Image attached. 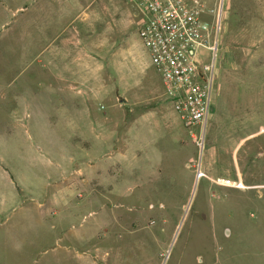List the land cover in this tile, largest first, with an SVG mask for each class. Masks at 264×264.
Segmentation results:
<instances>
[{"label":"rangeland","instance_id":"374dc122","mask_svg":"<svg viewBox=\"0 0 264 264\" xmlns=\"http://www.w3.org/2000/svg\"><path fill=\"white\" fill-rule=\"evenodd\" d=\"M103 1L94 26L121 81L70 122L35 77L34 0H0V264H264V131L245 138L264 128V0H202L205 20L221 16L216 52L196 53L216 109L202 150L163 94L139 10Z\"/></svg>","mask_w":264,"mask_h":264},{"label":"crops","instance_id":"0c3cea01","mask_svg":"<svg viewBox=\"0 0 264 264\" xmlns=\"http://www.w3.org/2000/svg\"><path fill=\"white\" fill-rule=\"evenodd\" d=\"M104 8L103 0L101 3L99 0H34L31 6L22 9L25 24L31 31L35 30L34 44L40 43L34 54L40 64L35 77L45 75L49 78L48 88L54 92L51 102L61 111L56 114L59 119L72 122L85 115L89 120L88 111L84 112L78 106L88 105L90 95L94 97L100 90L114 88L121 81L120 61L116 62L120 53L112 44L106 46V43L100 42L94 26L100 10ZM253 19L257 20L255 24L264 25V18L261 21ZM76 21L82 25L75 26ZM244 23L246 22L240 17L237 25L242 26ZM237 31V40L246 38L243 28L240 32ZM42 40L47 41L44 46ZM105 56L109 58L108 62L100 60ZM127 99L118 97L119 106L126 104ZM154 102L155 100L151 101L149 107L156 108L158 104ZM215 110L212 102L211 118L215 115ZM262 131L264 128L245 138Z\"/></svg>","mask_w":264,"mask_h":264},{"label":"built area","instance_id":"2783aa9c","mask_svg":"<svg viewBox=\"0 0 264 264\" xmlns=\"http://www.w3.org/2000/svg\"><path fill=\"white\" fill-rule=\"evenodd\" d=\"M123 1L139 10L138 36L160 76L163 94L185 129L198 128L195 144L202 150L212 108L213 65L202 66L196 53L216 52L221 16L212 24L205 20L202 0Z\"/></svg>","mask_w":264,"mask_h":264}]
</instances>
